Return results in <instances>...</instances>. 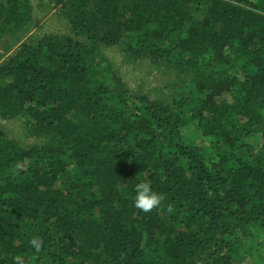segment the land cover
Segmentation results:
<instances>
[{
	"label": "trees",
	"instance_id": "obj_1",
	"mask_svg": "<svg viewBox=\"0 0 264 264\" xmlns=\"http://www.w3.org/2000/svg\"><path fill=\"white\" fill-rule=\"evenodd\" d=\"M31 2L0 0V37ZM73 5L72 33L0 57V116L44 142L0 138V264H264V0ZM114 47L173 91L183 72L181 95L127 88ZM140 182L158 209L134 207Z\"/></svg>",
	"mask_w": 264,
	"mask_h": 264
},
{
	"label": "rangeland",
	"instance_id": "obj_2",
	"mask_svg": "<svg viewBox=\"0 0 264 264\" xmlns=\"http://www.w3.org/2000/svg\"><path fill=\"white\" fill-rule=\"evenodd\" d=\"M55 1L57 0H32L31 3L34 9L31 14L32 23H26L21 27L14 28L0 37V57L20 51L25 44L31 45L35 40L41 39V37L57 35L59 33L70 34L73 32L70 25L64 19V8L72 9L75 0H65L68 3L62 1L58 5L53 3ZM198 14H201V12L196 13L194 16ZM198 16L200 17L201 15ZM108 55L113 59L119 60L118 64H116L117 71L114 75L121 76L122 82L127 83V88H134L139 84H145L144 90L146 92L152 89L157 91V93L151 94L150 99H153L158 96L161 88L166 85L167 89L163 90L166 99L174 101L171 98L173 94L181 95L179 87L186 78L183 72H180L177 80V88L173 91L170 84L174 83L177 74L175 75L172 72L159 74L155 70L150 69L147 63L134 64L126 60L121 61L120 47L111 48L108 51ZM187 78H190V76H187ZM129 95L131 93L127 92V96ZM176 106L179 105L176 104ZM31 131V126L25 120L16 118L6 120L0 116V138L2 140L9 139L16 141L25 148L44 143L36 136H29V133H34ZM250 141L255 145L258 142L260 143L261 139L258 136L250 139Z\"/></svg>",
	"mask_w": 264,
	"mask_h": 264
},
{
	"label": "clouds",
	"instance_id": "obj_3",
	"mask_svg": "<svg viewBox=\"0 0 264 264\" xmlns=\"http://www.w3.org/2000/svg\"><path fill=\"white\" fill-rule=\"evenodd\" d=\"M20 164L15 165L14 170L21 169ZM134 207L144 213H149L158 209L162 202L166 199L163 193L154 191L148 182H140L135 186ZM174 208L171 204L167 206V212L172 213ZM44 241L38 236H33L30 240V246L39 253L43 248ZM13 264H26L25 259L21 255H16L13 258ZM35 259V257H33Z\"/></svg>",
	"mask_w": 264,
	"mask_h": 264
}]
</instances>
